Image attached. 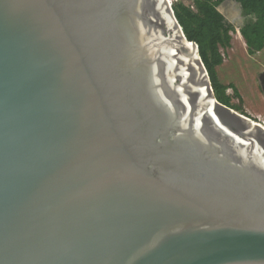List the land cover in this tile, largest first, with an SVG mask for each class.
<instances>
[{
	"label": "water",
	"instance_id": "water-1",
	"mask_svg": "<svg viewBox=\"0 0 264 264\" xmlns=\"http://www.w3.org/2000/svg\"><path fill=\"white\" fill-rule=\"evenodd\" d=\"M0 264H264V126L170 0H0Z\"/></svg>",
	"mask_w": 264,
	"mask_h": 264
},
{
	"label": "trees",
	"instance_id": "trees-1",
	"mask_svg": "<svg viewBox=\"0 0 264 264\" xmlns=\"http://www.w3.org/2000/svg\"><path fill=\"white\" fill-rule=\"evenodd\" d=\"M225 0L176 1L172 4L175 16L189 41L198 45L199 53L210 77L214 94L219 103L251 118L243 108V98L234 84L225 85L219 80L217 69L224 64L225 54L231 48L234 26L219 12ZM240 4L245 19L240 28L249 55L264 50V0H235ZM232 90L233 95L227 92ZM233 99L240 104L236 107ZM254 120V119H253ZM256 121V120H254Z\"/></svg>",
	"mask_w": 264,
	"mask_h": 264
},
{
	"label": "rangeland",
	"instance_id": "rangeland-1",
	"mask_svg": "<svg viewBox=\"0 0 264 264\" xmlns=\"http://www.w3.org/2000/svg\"><path fill=\"white\" fill-rule=\"evenodd\" d=\"M176 1L180 0H171L172 4ZM231 53L233 51L224 52L229 61L220 69V80L224 84H235L240 89L245 112L264 126V50L254 59L246 56L241 48H236L232 56ZM227 93L233 95L232 90ZM232 104L236 107L240 102L233 99Z\"/></svg>",
	"mask_w": 264,
	"mask_h": 264
},
{
	"label": "crops",
	"instance_id": "crops-1",
	"mask_svg": "<svg viewBox=\"0 0 264 264\" xmlns=\"http://www.w3.org/2000/svg\"><path fill=\"white\" fill-rule=\"evenodd\" d=\"M185 3L187 1L182 0ZM190 3V2H189ZM219 12L224 16L225 20L235 28V32L231 33L232 36V42H231V48L227 51H233V54L231 53V56L234 55L236 48H241L243 50V53L246 56H249L250 59H254L255 55H249L247 44L243 36L241 35L240 28L244 24L245 19L242 17V9L239 3H237L235 0H225L218 8ZM261 53V52H259ZM257 53V54H259ZM232 58V57H231ZM229 59L225 57L224 64L217 69L218 76L220 75V69L225 66L226 63H228ZM220 80V77H219ZM221 81V80H220ZM224 84V83H223ZM229 85V84H225ZM235 85V84H234ZM236 86V85H235ZM237 87V86H236ZM239 93L240 89L237 87ZM241 95V93H240ZM248 114V113H247Z\"/></svg>",
	"mask_w": 264,
	"mask_h": 264
},
{
	"label": "built area",
	"instance_id": "built-area-1",
	"mask_svg": "<svg viewBox=\"0 0 264 264\" xmlns=\"http://www.w3.org/2000/svg\"><path fill=\"white\" fill-rule=\"evenodd\" d=\"M171 1V0H170ZM172 3V2H171Z\"/></svg>",
	"mask_w": 264,
	"mask_h": 264
}]
</instances>
